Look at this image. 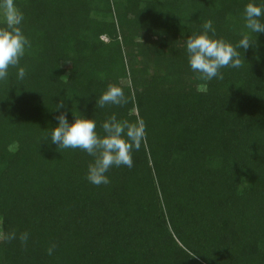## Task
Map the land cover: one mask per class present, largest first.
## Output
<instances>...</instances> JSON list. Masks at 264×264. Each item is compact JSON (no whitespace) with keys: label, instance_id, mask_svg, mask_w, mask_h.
Here are the masks:
<instances>
[{"label":"trees","instance_id":"16d2710c","mask_svg":"<svg viewBox=\"0 0 264 264\" xmlns=\"http://www.w3.org/2000/svg\"><path fill=\"white\" fill-rule=\"evenodd\" d=\"M249 2L0 0V30L22 13L31 43L0 81V264H264V34L211 81L184 46L206 20L236 44ZM109 84L128 103L96 109ZM61 101L100 134L143 120L133 167L97 187L90 156L41 140Z\"/></svg>","mask_w":264,"mask_h":264},{"label":"clouds","instance_id":"9594fccd","mask_svg":"<svg viewBox=\"0 0 264 264\" xmlns=\"http://www.w3.org/2000/svg\"><path fill=\"white\" fill-rule=\"evenodd\" d=\"M23 19L22 13L14 12L7 17L8 28L0 30V81L11 78V68L16 69V80H23L26 76V69L20 66V62L31 43L21 27ZM243 20L246 33L236 44L216 38V30L211 20L202 23L199 34L190 35L184 41L188 66L199 79H223L221 69L241 67V51L253 45L250 36L255 34L257 39L258 35L264 34V0H260L259 4H245ZM127 103L128 97L123 89L109 84L106 90L96 97L95 108L122 107ZM61 109L64 111H60ZM54 111L59 112L56 116L57 126L48 129L47 135L41 140L56 145L57 149H78L90 156L92 159L85 176L90 184L97 187L107 185L110 183L107 175L110 169L133 167V152L140 150L146 138V125L143 120H120L114 113L100 124L103 133L100 134L95 119H86L83 116L78 118L73 114L75 119L70 123L67 117L68 109L62 101L55 105ZM6 238L8 241L15 240L17 234L11 232ZM19 239L26 242L28 233L20 234ZM52 252L53 248L50 247L48 254L51 255Z\"/></svg>","mask_w":264,"mask_h":264},{"label":"rangeland","instance_id":"374dc122","mask_svg":"<svg viewBox=\"0 0 264 264\" xmlns=\"http://www.w3.org/2000/svg\"><path fill=\"white\" fill-rule=\"evenodd\" d=\"M4 11H5L4 9L1 10L2 13H5ZM7 14H8V17L11 16V14L9 12H7Z\"/></svg>","mask_w":264,"mask_h":264}]
</instances>
